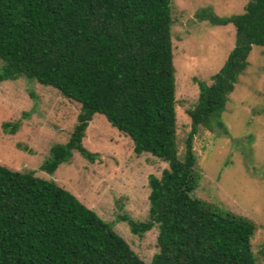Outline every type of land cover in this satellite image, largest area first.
<instances>
[{"label": "trees", "instance_id": "16d2710c", "mask_svg": "<svg viewBox=\"0 0 264 264\" xmlns=\"http://www.w3.org/2000/svg\"><path fill=\"white\" fill-rule=\"evenodd\" d=\"M170 6L171 0H0V83L23 77L79 105L67 140L50 147L40 170L52 174L73 153L96 159L82 146L94 114L126 136L135 155L166 163L158 177H147L146 219L118 217L133 235L156 228L149 263L69 191L0 165V264H256L255 225L190 193L198 179L193 136L198 129L226 131L227 95L251 47H264V0H246L230 16L209 7L194 13L210 25L231 24L234 39L210 83L196 81L181 158L174 141ZM18 127V120L1 124L9 134Z\"/></svg>", "mask_w": 264, "mask_h": 264}, {"label": "rangeland", "instance_id": "374dc122", "mask_svg": "<svg viewBox=\"0 0 264 264\" xmlns=\"http://www.w3.org/2000/svg\"><path fill=\"white\" fill-rule=\"evenodd\" d=\"M246 0H171L170 40L174 68L175 150L181 158L190 130L186 114L195 105L196 81L210 83L233 46L231 24L210 25L194 13L205 7L218 16L243 11ZM247 65L227 95L221 120L225 128L198 129L193 136L194 172L190 193L220 211L239 215L255 225L250 239L256 264H264V47L252 46ZM79 105L55 89L18 77L0 83V165L31 172L69 191L94 211L144 261L157 252L156 228L142 236L130 233L126 215L144 221L148 209L149 175L159 176L166 163L148 153L135 155L131 141L94 114L82 146L97 154L93 162L73 153L52 174L40 170L50 147L67 140ZM19 121L15 133L1 124Z\"/></svg>", "mask_w": 264, "mask_h": 264}]
</instances>
